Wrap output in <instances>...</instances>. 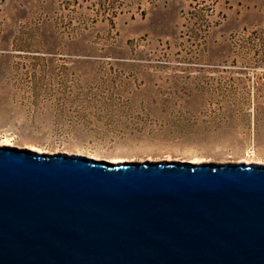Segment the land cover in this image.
Returning <instances> with one entry per match:
<instances>
[{
	"label": "rangeland",
	"instance_id": "1",
	"mask_svg": "<svg viewBox=\"0 0 264 264\" xmlns=\"http://www.w3.org/2000/svg\"><path fill=\"white\" fill-rule=\"evenodd\" d=\"M5 137L111 163L264 164V0H0Z\"/></svg>",
	"mask_w": 264,
	"mask_h": 264
},
{
	"label": "water",
	"instance_id": "2",
	"mask_svg": "<svg viewBox=\"0 0 264 264\" xmlns=\"http://www.w3.org/2000/svg\"><path fill=\"white\" fill-rule=\"evenodd\" d=\"M0 264H264V164L1 146Z\"/></svg>",
	"mask_w": 264,
	"mask_h": 264
},
{
	"label": "bare ground",
	"instance_id": "3",
	"mask_svg": "<svg viewBox=\"0 0 264 264\" xmlns=\"http://www.w3.org/2000/svg\"><path fill=\"white\" fill-rule=\"evenodd\" d=\"M11 145H13V143H12V140L9 138V137H5L3 140H2V143L0 144V147L1 146H11ZM30 150L31 151H33V152H42L41 150H40V147H38V146H35V145H31L30 146ZM39 154H42V153H39ZM80 155V154H79ZM116 163H111V164H118V163H124L125 161L124 160H122V159H119V160H116L115 161ZM153 162V161H152ZM163 162H167V163H174V162H170V161H163ZM206 162V159H204V158H199L198 160H196V161H193L192 163L191 162H188V163H190V164H199V163H205ZM180 163H183V164H187V163H184V162H180ZM240 164V163H239ZM241 164H247V165H252V164H258V163H253V162H245V163H241Z\"/></svg>",
	"mask_w": 264,
	"mask_h": 264
}]
</instances>
